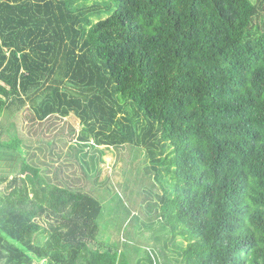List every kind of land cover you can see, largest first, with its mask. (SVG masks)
I'll return each instance as SVG.
<instances>
[{
  "label": "trees",
  "instance_id": "obj_1",
  "mask_svg": "<svg viewBox=\"0 0 264 264\" xmlns=\"http://www.w3.org/2000/svg\"><path fill=\"white\" fill-rule=\"evenodd\" d=\"M78 1L0 0V118L33 100V129L82 127L73 155L0 179V264H132L60 175L89 145L146 153L184 264H264V0Z\"/></svg>",
  "mask_w": 264,
  "mask_h": 264
},
{
  "label": "rangeland",
  "instance_id": "obj_2",
  "mask_svg": "<svg viewBox=\"0 0 264 264\" xmlns=\"http://www.w3.org/2000/svg\"><path fill=\"white\" fill-rule=\"evenodd\" d=\"M105 1L79 0L78 5L89 10L102 6ZM92 19L97 21L100 18ZM37 103L29 100L22 107L16 103L4 118H0L4 134L1 140L17 135L23 141L16 152L0 154V179L18 176L22 168L26 164L33 165L32 162L47 171L45 164L48 165V158L55 150L70 152L69 155L75 153V146L66 148L63 134L68 135L71 126L80 132V120L70 116L33 129L29 118H33L32 111L36 110ZM13 122L17 123L14 135L9 131ZM67 138L72 139L69 135ZM102 148L103 156L97 155L95 159L92 150L97 149L89 145L87 156L83 154L82 161H76L78 165L67 162L64 174L68 183L65 188L86 192L102 204L100 243L120 249L121 253L126 252L132 264H184L180 247L185 243L181 239L174 240L170 230L162 228L164 222L156 206H161L157 196L161 193L154 183L152 164L146 153L131 146L119 151ZM42 225L49 228L48 223L42 222Z\"/></svg>",
  "mask_w": 264,
  "mask_h": 264
},
{
  "label": "crops",
  "instance_id": "obj_3",
  "mask_svg": "<svg viewBox=\"0 0 264 264\" xmlns=\"http://www.w3.org/2000/svg\"><path fill=\"white\" fill-rule=\"evenodd\" d=\"M77 133H79V132H77ZM76 142V141H75ZM102 147H105V148H107V149H110L109 147H106V146H102ZM102 147H99V150L101 151V152H99V155L102 157L103 156V154H102V152H103V148ZM113 149V148H112ZM96 152H98V151H96ZM63 164L64 163H67V162H62ZM56 165H59L58 163L56 164ZM66 166V165H65ZM52 171H54L55 170V168H53L52 167ZM64 174H66V172L64 171V172H62L60 175L62 176V178H63V180L66 182V180L64 179ZM57 183H58V181H56ZM66 184L68 185V183L66 182Z\"/></svg>",
  "mask_w": 264,
  "mask_h": 264
}]
</instances>
